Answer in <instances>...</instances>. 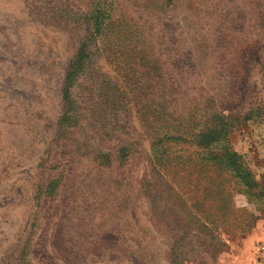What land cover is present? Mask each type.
<instances>
[{
	"label": "rangeland",
	"instance_id": "374dc122",
	"mask_svg": "<svg viewBox=\"0 0 264 264\" xmlns=\"http://www.w3.org/2000/svg\"><path fill=\"white\" fill-rule=\"evenodd\" d=\"M96 2L0 0V264H166L159 255L170 231L158 216L172 193L159 186L167 193L159 198L145 182L165 95L173 116L201 115L203 95L224 114L258 108L227 139L254 181H264L253 164L259 152L243 138L251 120L264 118V0H111L106 40L73 89L77 124L67 125L61 83ZM140 55L149 74L145 103H155L145 119L129 72ZM126 140L132 154L118 167L116 142ZM231 200L257 218L214 264L241 252L248 264H264L261 202L241 192Z\"/></svg>",
	"mask_w": 264,
	"mask_h": 264
},
{
	"label": "trees",
	"instance_id": "16d2710c",
	"mask_svg": "<svg viewBox=\"0 0 264 264\" xmlns=\"http://www.w3.org/2000/svg\"><path fill=\"white\" fill-rule=\"evenodd\" d=\"M96 3V9L88 14L90 29L78 43L61 83V120L67 125L77 124L80 105L73 95V89L79 85V76L86 62L106 40V31L112 18L111 0H97ZM105 29L107 30L104 32ZM138 60L140 64L130 68L129 72L132 76H137L134 78L140 91H137L136 95L139 103L137 112L145 119V114L152 116L155 109L150 110L149 107H154L155 103L148 106L145 103L148 98L143 91L149 88L148 65L144 64L147 62L145 56H138ZM201 97L206 105L201 115H185L182 112L173 116L166 111L168 100L165 95L163 104L157 108L160 112H156L160 113V116L154 118V121L163 120L159 127L163 131L150 143L152 154L149 166L153 174L151 179L145 182L154 186V193L156 190L159 198H167V193L162 196L157 192L159 186L167 187L172 193V200H165L158 216L170 231L165 248L159 255L165 258L166 264H214L216 255L228 247V242L244 238L253 228L257 216L243 207L236 208L232 205L234 192L258 199L261 206L257 209L264 216V181H254L248 161L244 155L231 149L227 139L234 125L259 116L260 110L238 106L232 113L229 111L224 114L223 111L211 108L212 96ZM118 105L116 103L117 108ZM168 141H172L171 144L164 143ZM213 145L216 146L215 149H212ZM132 149L127 140L116 142L117 156L113 157L116 166L127 164V154H132ZM104 151V154H109L106 149ZM104 158L107 163L111 162L108 155ZM178 182L186 186L188 192L181 191L176 185ZM174 190L175 192H172ZM149 256L153 261L158 260L157 254Z\"/></svg>",
	"mask_w": 264,
	"mask_h": 264
},
{
	"label": "crops",
	"instance_id": "0c3cea01",
	"mask_svg": "<svg viewBox=\"0 0 264 264\" xmlns=\"http://www.w3.org/2000/svg\"><path fill=\"white\" fill-rule=\"evenodd\" d=\"M258 127H262V128L259 129ZM243 138L248 139L249 142L252 141L251 144H254L256 151L259 152L258 154L254 155L256 156V158L254 159L253 164L257 168V175L263 174L264 173V118L251 120V124L248 126V129L245 132ZM253 139L256 140L254 141ZM243 256L244 253L241 252L235 256H232L230 259L228 257H222L221 259H219V262L217 263L218 264H248L247 256L246 259H243Z\"/></svg>",
	"mask_w": 264,
	"mask_h": 264
},
{
	"label": "built area",
	"instance_id": "2783aa9c",
	"mask_svg": "<svg viewBox=\"0 0 264 264\" xmlns=\"http://www.w3.org/2000/svg\"><path fill=\"white\" fill-rule=\"evenodd\" d=\"M263 248H264V246H263Z\"/></svg>",
	"mask_w": 264,
	"mask_h": 264
}]
</instances>
